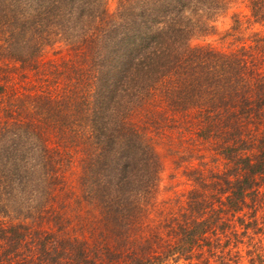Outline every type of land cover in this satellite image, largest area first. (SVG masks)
I'll list each match as a JSON object with an SVG mask.
<instances>
[{
    "label": "trees",
    "instance_id": "trees-1",
    "mask_svg": "<svg viewBox=\"0 0 264 264\" xmlns=\"http://www.w3.org/2000/svg\"><path fill=\"white\" fill-rule=\"evenodd\" d=\"M247 2L234 29L262 30L227 52L191 46L220 0L112 18L0 0V264H264V0ZM162 146L191 187L165 201Z\"/></svg>",
    "mask_w": 264,
    "mask_h": 264
},
{
    "label": "rangeland",
    "instance_id": "rangeland-1",
    "mask_svg": "<svg viewBox=\"0 0 264 264\" xmlns=\"http://www.w3.org/2000/svg\"><path fill=\"white\" fill-rule=\"evenodd\" d=\"M54 1V0H53ZM61 1V0H57ZM79 1V0H77ZM80 1H94V0H80ZM107 1V7L112 18L117 11L120 1L123 0H98ZM135 1V0H134ZM224 1L223 8H217L214 11H207L201 9L198 11L201 19L206 22L207 26L205 31L196 34L191 39V46H212L221 51H231L241 47L245 42L248 44L250 40L247 41L248 37L252 32L260 31L262 28L260 26H255L251 29H246L243 27L242 32L234 29L235 21L237 17L244 18L250 14V9L248 8V0H220ZM246 40V41H245ZM64 56H67L66 54ZM56 58L59 60L60 56H54L51 51L48 54V58ZM163 95L161 92H157L151 101L157 102L158 108L161 110L165 107L163 101ZM180 150V156L183 157L182 148L176 147ZM208 151V150H207ZM204 152L202 155L212 156V153ZM159 152L162 155L164 171L161 176L160 188L157 193V199L159 201H165L169 198L174 197L175 193L182 194L191 189L190 184L187 181V177L183 174L182 170H176L175 161L178 160L179 156H174L167 151V147L162 146L159 148ZM201 155V154H198ZM187 156V155H186ZM177 158V159H176ZM210 159V157H209ZM190 165L196 166L199 161L194 157L188 161ZM73 211V210H69ZM68 215H74L73 212ZM70 216V217H71ZM77 220H74L76 224ZM179 264H185L181 262Z\"/></svg>",
    "mask_w": 264,
    "mask_h": 264
}]
</instances>
